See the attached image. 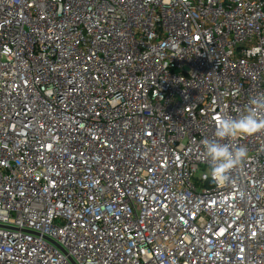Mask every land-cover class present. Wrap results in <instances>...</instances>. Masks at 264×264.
<instances>
[{"label":"built area","instance_id":"2783aa9c","mask_svg":"<svg viewBox=\"0 0 264 264\" xmlns=\"http://www.w3.org/2000/svg\"><path fill=\"white\" fill-rule=\"evenodd\" d=\"M260 92L264 0H0V264H264Z\"/></svg>","mask_w":264,"mask_h":264},{"label":"clouds","instance_id":"9594fccd","mask_svg":"<svg viewBox=\"0 0 264 264\" xmlns=\"http://www.w3.org/2000/svg\"><path fill=\"white\" fill-rule=\"evenodd\" d=\"M264 132V92L256 94L239 115L219 114L211 138L201 141L206 163L205 174L216 183H226L231 172L252 157L246 147L233 149L228 141Z\"/></svg>","mask_w":264,"mask_h":264}]
</instances>
